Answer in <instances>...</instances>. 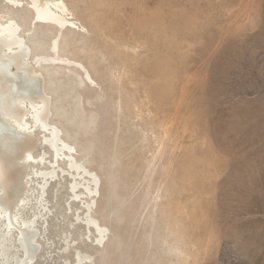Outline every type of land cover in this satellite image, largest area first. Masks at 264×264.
<instances>
[{"label":"rangeland","instance_id":"1","mask_svg":"<svg viewBox=\"0 0 264 264\" xmlns=\"http://www.w3.org/2000/svg\"><path fill=\"white\" fill-rule=\"evenodd\" d=\"M65 2L84 28L38 25L34 50L94 80L75 65L43 71L55 78L50 107L67 113L50 119L101 178L94 215L110 232L97 245L69 176L40 205L28 163L16 212L36 221L41 248L29 262L16 229L0 264H77L80 251L83 264H264V0ZM33 130L31 154L49 160Z\"/></svg>","mask_w":264,"mask_h":264},{"label":"bare ground","instance_id":"2","mask_svg":"<svg viewBox=\"0 0 264 264\" xmlns=\"http://www.w3.org/2000/svg\"><path fill=\"white\" fill-rule=\"evenodd\" d=\"M0 7L4 10L0 16V201L5 206L3 208L0 205V209H2L0 210L1 251L5 252L9 249V246H4V243L16 229L18 230L19 247L24 248L29 262L34 259L41 248V245L37 243L40 229L35 227L36 221L19 220V214L16 212L20 204H27L25 201H28V198H24L32 175L28 172V163L38 164V171L34 174L38 175V190H40L38 203L40 205L47 201L44 194L50 181L51 183L54 181V185L59 186L66 181L67 176L71 177L72 199L84 203L86 226L90 232L92 229L97 231L99 234L96 239L97 245H103L107 241L110 229L94 215V208L101 195L99 188L101 178L86 163L76 158L78 151L70 142L62 138L63 135L56 123L50 119V116L62 117L67 113L64 105L56 107L53 102L50 107L52 93L57 91V89L52 90L51 87L55 83V78L48 74L50 78L45 79L43 71L51 68L54 64L75 65L79 70L85 71L86 79L94 80L85 70L84 65L69 59H62V57L40 56L34 50L35 47L38 48L37 40L34 41V37L38 36V25L60 31L72 28L83 29L84 26L76 23L65 0H0ZM40 44L44 45L43 42ZM49 49L59 53L61 47L56 40V43ZM58 55L60 56V54ZM30 58L38 59V68L28 63ZM262 96L264 95L262 94ZM255 103L257 104V102ZM256 104L253 103V105ZM235 117L237 116L235 115ZM246 118L248 117L246 116ZM255 119L258 120V118ZM32 123L37 125L33 126ZM36 126L39 131L43 130L46 133L43 140L38 138L41 148L45 147L49 151L48 153L51 150L54 152L49 160L45 158L47 152L43 155L39 154L38 157L31 154L32 148L36 144L35 130H33ZM42 165L44 169L41 168ZM259 182H257L258 185ZM262 184L260 185L262 186ZM45 223L47 222L43 221L40 227H43ZM77 259V264L87 263V260L91 259V255L80 251Z\"/></svg>","mask_w":264,"mask_h":264}]
</instances>
